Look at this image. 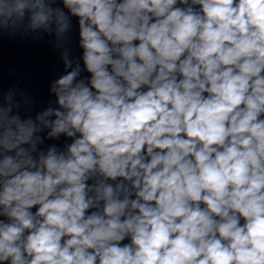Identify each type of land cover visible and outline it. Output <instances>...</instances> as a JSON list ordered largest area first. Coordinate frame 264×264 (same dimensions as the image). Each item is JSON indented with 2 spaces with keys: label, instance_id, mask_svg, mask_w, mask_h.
<instances>
[{
  "label": "clouds",
  "instance_id": "clouds-1",
  "mask_svg": "<svg viewBox=\"0 0 264 264\" xmlns=\"http://www.w3.org/2000/svg\"><path fill=\"white\" fill-rule=\"evenodd\" d=\"M56 3L0 0L82 50L55 109L0 107V264H264V0Z\"/></svg>",
  "mask_w": 264,
  "mask_h": 264
},
{
  "label": "water",
  "instance_id": "water-1",
  "mask_svg": "<svg viewBox=\"0 0 264 264\" xmlns=\"http://www.w3.org/2000/svg\"><path fill=\"white\" fill-rule=\"evenodd\" d=\"M60 0L56 5L59 6ZM59 45V46H58ZM67 53L73 66H82V50L78 46V30L75 20L67 33L57 38L55 32L0 33V107L7 105L6 97L11 93L13 112L21 117L35 118L48 108L57 107L51 85L65 73L63 55ZM41 150L55 146L65 150L70 140L46 137L41 132Z\"/></svg>",
  "mask_w": 264,
  "mask_h": 264
}]
</instances>
